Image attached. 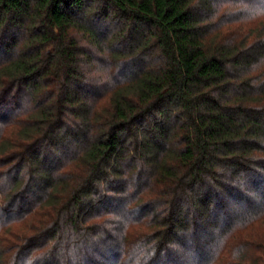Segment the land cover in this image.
I'll use <instances>...</instances> for the list:
<instances>
[{
  "label": "trees",
  "instance_id": "1",
  "mask_svg": "<svg viewBox=\"0 0 264 264\" xmlns=\"http://www.w3.org/2000/svg\"><path fill=\"white\" fill-rule=\"evenodd\" d=\"M0 264H264V0H0Z\"/></svg>",
  "mask_w": 264,
  "mask_h": 264
},
{
  "label": "snow or ice",
  "instance_id": "2",
  "mask_svg": "<svg viewBox=\"0 0 264 264\" xmlns=\"http://www.w3.org/2000/svg\"><path fill=\"white\" fill-rule=\"evenodd\" d=\"M135 193H132V195H134Z\"/></svg>",
  "mask_w": 264,
  "mask_h": 264
}]
</instances>
